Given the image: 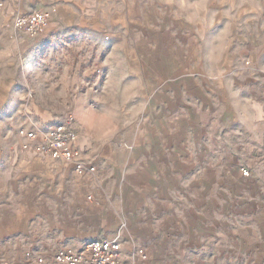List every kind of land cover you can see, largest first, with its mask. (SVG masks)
<instances>
[{
  "label": "crops",
  "instance_id": "0c3cea01",
  "mask_svg": "<svg viewBox=\"0 0 264 264\" xmlns=\"http://www.w3.org/2000/svg\"><path fill=\"white\" fill-rule=\"evenodd\" d=\"M23 1L16 0L12 14L11 4L5 6L0 25V111L14 103L16 113L26 115L18 130L40 129L52 120V104L34 105L23 85L26 75L14 66L58 29L107 40L111 73L105 82L116 83L101 84V92L87 95V108L73 113L79 146L96 163V172L81 176L72 164L23 151L1 165L13 170L20 190L40 198L48 231L59 233L45 253H30L28 260L39 264L36 258L42 257L44 264H57L56 251H80L101 235L120 238L124 264H230L233 258L239 264H264V0H118L109 12L101 0H92V10L84 8V0H29V6ZM38 10L52 13L47 29L37 38L19 34L14 13ZM128 81L137 83V90H123ZM232 88L246 97V105L229 108L224 121L226 126L252 124L253 137L236 143L255 168L252 179L245 184L237 175L230 184L224 178L220 202L182 203V193H191L182 182L184 169L196 171L197 146L213 140V92ZM127 97V122L121 108L112 109L114 125L96 136L90 115L104 113L106 99ZM132 99L145 104L133 106ZM120 161L126 164H112ZM225 172L228 178L230 171ZM150 177L161 182L167 200L156 195ZM101 194L105 201L97 200ZM154 195L159 212L150 208ZM18 215L0 207L1 237ZM231 222L255 226L257 232L230 233Z\"/></svg>",
  "mask_w": 264,
  "mask_h": 264
},
{
  "label": "rangeland",
  "instance_id": "374dc122",
  "mask_svg": "<svg viewBox=\"0 0 264 264\" xmlns=\"http://www.w3.org/2000/svg\"><path fill=\"white\" fill-rule=\"evenodd\" d=\"M118 3V0L100 1L102 8L107 12L114 9ZM9 4H11L9 12L12 14L17 9L14 4L18 5L19 3L16 0H0V25L3 24L2 10L6 11L5 6ZM30 4L32 3L29 0L23 1L25 6ZM82 4L87 10H92L94 5L92 0H84ZM17 14L21 13L15 12L12 18ZM128 40L131 41V39ZM108 44L107 40H99L96 35L90 32L82 34L73 29H58L44 38L43 43L38 48H34L23 55L21 66L19 63L14 66L26 75V81L23 85L31 95L34 105L40 106L42 102L47 101L53 106L52 120L40 129L45 130L64 121L68 115L74 113L76 107H85L86 109L88 105L86 102L87 95H95L101 92V89H98L101 84L103 87L107 84L108 88L115 86L116 83L105 82L106 76L111 73L109 61L105 54ZM99 45L101 46L100 50ZM97 69H101V73H98ZM135 89L137 90V83L133 81L124 84L123 90L125 91L134 92ZM76 93L79 97L76 96ZM35 95L37 97H34ZM245 98L242 93L234 88L230 89L229 93H226L225 90L213 92L211 103L213 140L207 141L205 145L201 143L197 146L200 157L198 169L191 173H186L188 169H184L186 175L182 182L188 186L191 193L189 195H186L187 191L182 193L180 197L182 203L183 201H193L203 204L206 200L213 199L220 202L222 200L221 183L224 178L225 180L229 179L230 184L236 181L237 175L245 184H248L252 179L255 168L251 166L252 163L248 156L244 154L245 156L242 157L240 155V147L236 145L241 138L247 140L253 137L252 124L244 122L243 124L226 126V121H224L229 108H240L246 105ZM248 100L247 105L250 104V97ZM128 101H130L128 97L116 99L115 102L112 99H106L101 103L100 108L104 113L100 116L90 115L91 119L88 123L96 136L103 135L101 132L103 127L114 125L112 109L121 108L124 112L123 119L127 122ZM131 101L133 106L137 107L145 104L144 99H132ZM11 108L8 111H0V207L19 215L14 221H11L10 226H5L3 237L0 236V264H35L28 260L30 259L28 253L34 255L45 253L44 251L49 249L55 239L59 237V233H56L55 230L48 231V223L40 214L42 212L38 205L40 198L29 195V191L20 190L18 183L15 179L13 180V170L9 167H1L2 164L8 166L7 161L11 155L20 153L17 135L18 123L21 116L25 117L26 115H18L14 103L11 104ZM29 115L38 116L31 113ZM88 116L85 115L84 117L88 118ZM262 133L264 134V130ZM108 139L110 137L106 140ZM206 154L207 160L204 158ZM112 164L123 167L126 163L120 161ZM242 166L250 170L249 176L241 175ZM227 169L230 171L228 178L225 177V170ZM231 175L233 176L231 177ZM9 179L12 182H9ZM148 181L151 188H157L158 193L156 195L158 197L166 198L159 180L150 177ZM5 187L6 191L4 190ZM156 195L151 196L149 204L150 208L159 212L160 206L156 204ZM97 200L105 201V198L101 194ZM251 230L255 233H251ZM256 232L255 226L246 229L235 222L230 223V233L245 235L251 233L250 235H253ZM260 234H264L263 227H260ZM100 237L101 235H98L93 239ZM231 260L230 264H239L236 258Z\"/></svg>",
  "mask_w": 264,
  "mask_h": 264
},
{
  "label": "built area",
  "instance_id": "2783aa9c",
  "mask_svg": "<svg viewBox=\"0 0 264 264\" xmlns=\"http://www.w3.org/2000/svg\"><path fill=\"white\" fill-rule=\"evenodd\" d=\"M52 19L49 10H38L30 13L17 14L13 18L14 29L20 34L37 38L47 29ZM101 73V69H97ZM19 150L32 157H49L54 161L72 164L74 170L81 176L94 173L96 163L88 161L79 146L80 132L76 126L75 117L70 114L66 119L48 129L20 127ZM29 156V157H30ZM244 176H249L250 170L241 169ZM89 199L92 196L89 195ZM121 241L118 236L112 239L98 238L90 241L84 249H60L55 252L53 261L57 264H124L120 259ZM142 254L143 251H140ZM31 258L32 255L28 253ZM39 264L45 259L37 257Z\"/></svg>",
  "mask_w": 264,
  "mask_h": 264
}]
</instances>
